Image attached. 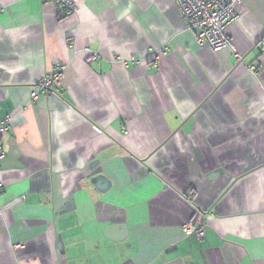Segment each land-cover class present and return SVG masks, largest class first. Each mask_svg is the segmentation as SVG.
I'll use <instances>...</instances> for the list:
<instances>
[{
  "label": "crops",
  "instance_id": "obj_1",
  "mask_svg": "<svg viewBox=\"0 0 264 264\" xmlns=\"http://www.w3.org/2000/svg\"><path fill=\"white\" fill-rule=\"evenodd\" d=\"M76 1L0 0V264H264V0L226 29L242 63L174 0Z\"/></svg>",
  "mask_w": 264,
  "mask_h": 264
},
{
  "label": "built area",
  "instance_id": "obj_2",
  "mask_svg": "<svg viewBox=\"0 0 264 264\" xmlns=\"http://www.w3.org/2000/svg\"><path fill=\"white\" fill-rule=\"evenodd\" d=\"M53 3L60 15H73L78 11L76 0H42ZM177 4L185 22L186 28L196 34L200 46H207L211 51L218 52L226 48L234 50L238 63L243 62V56L235 49L226 29L236 22L239 14L236 6L240 0H174ZM86 62L93 63L100 59V53L86 49ZM261 55L264 57V46L261 48ZM66 67L63 63H57L50 75L45 76L32 88L31 98L36 100L46 96L51 89L61 86L62 78ZM252 70L257 71L255 67ZM12 128L11 118L0 120V167L6 158L4 135ZM3 184L0 182V192ZM185 234L196 233L198 240L202 241L206 235V226L198 222H192L182 227Z\"/></svg>",
  "mask_w": 264,
  "mask_h": 264
},
{
  "label": "water",
  "instance_id": "obj_3",
  "mask_svg": "<svg viewBox=\"0 0 264 264\" xmlns=\"http://www.w3.org/2000/svg\"><path fill=\"white\" fill-rule=\"evenodd\" d=\"M101 179H102V178H101ZM99 180H100V179H99ZM115 228H119L120 231H123V232L125 233V227H124V225H118V226H115ZM60 245H61V247H63L62 242H60Z\"/></svg>",
  "mask_w": 264,
  "mask_h": 264
}]
</instances>
